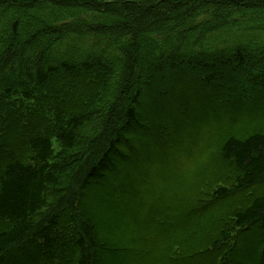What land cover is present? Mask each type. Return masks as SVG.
<instances>
[{
	"label": "trees",
	"instance_id": "trees-1",
	"mask_svg": "<svg viewBox=\"0 0 264 264\" xmlns=\"http://www.w3.org/2000/svg\"><path fill=\"white\" fill-rule=\"evenodd\" d=\"M0 5V264L18 253L31 264H264V191L253 193L264 186V100L244 127L200 104L209 91L221 105L242 101L220 72L264 90V0ZM143 44L163 62L140 89ZM169 66L220 91L173 89L182 104L168 106L159 95ZM208 118L216 125L197 149L173 157L157 142L158 128L176 145ZM24 142L30 153L17 158L10 150ZM211 147L209 167L189 171Z\"/></svg>",
	"mask_w": 264,
	"mask_h": 264
},
{
	"label": "rangeland",
	"instance_id": "rangeland-1",
	"mask_svg": "<svg viewBox=\"0 0 264 264\" xmlns=\"http://www.w3.org/2000/svg\"><path fill=\"white\" fill-rule=\"evenodd\" d=\"M2 8V6L0 5V9ZM128 20H130L129 17H127ZM152 23V21H151ZM139 39V38H137ZM146 39V35H143L141 41ZM139 41V40H138ZM66 45L64 44V47ZM147 45H141L140 48L138 49L137 52V59L139 61L140 64V73L139 76L133 81V85L135 87H139L140 89H143L144 86V81L143 78L146 75H149L151 73V71H153L154 69L152 68L153 64H157V63H161L159 62V60L157 58L154 57H144V51L147 48ZM256 47L260 48V45L257 44ZM61 49V48H60ZM64 53H66L67 57L70 56V58H77L81 56L80 54L77 55H73L70 53V47L69 45L66 46V49L64 48ZM111 50V49H110ZM61 54V52L59 50L53 49L51 51H48L45 56L46 59L48 61V63L50 64H54L55 60L57 59V57H59L58 55ZM193 51H189L188 56L193 55ZM28 56H30V52L29 50H24L20 53V59L21 61H23V63H27L28 61ZM64 56V55H63ZM108 60L110 61H114L115 57L111 54L108 55L107 57ZM169 59L175 60L177 63L179 64H183L185 57H174V56H170ZM166 60V61H169ZM168 63V62H166ZM165 63V64H166ZM184 71V70H182ZM161 77L163 79H165V84L166 86H169V89H163L162 92L159 95V101L160 102H165L167 103L168 106H178L182 104V100L180 97H177L174 93H172L173 89H176V91L178 90L180 92V96H183V92H189V91H193L195 89H206V87H210L211 85H213L215 87V91H220V87L215 85L214 83H210V81H206L204 79H202L200 77L196 78L195 76H193L192 73H190V75L188 76H184L182 74H180V71H177L174 67L169 66L168 67V72L167 74H169V78H165L164 73H160ZM221 77L220 81L225 85L224 88L228 89L234 96L236 95L237 97H239V99H241V102L238 101H232V102H227L224 105L218 104L219 102L216 100V97L213 93V91H209V93L206 95V98H202L201 99V105L203 106H212V112L211 114H209V117H212L213 115H218L217 118H219L220 122H222V120L225 121V118H227L230 123H236L238 125H243V127L245 125L251 126L254 125L253 124V115H256L258 113L261 112V109L263 108V100H264V90L253 87V84L247 82L246 80H244L240 74L239 71H235L233 73L232 76H230L229 74H225V72H220ZM8 74L5 72L4 74L1 75V78L4 79ZM220 76V75H219ZM180 81L189 83L190 86L188 84H184L183 86L179 84ZM68 83V81L64 82ZM60 88H62L61 86H59ZM243 88V89H242ZM64 92H69L68 89H64ZM200 97V96H198ZM19 108H23L24 106H20ZM196 108V107H194ZM186 114V111L183 108H180L178 110V119H180V121H185L187 122V120L184 118ZM229 114H231V117H229ZM206 116V114L204 115ZM251 118V119H249ZM211 121L208 119L205 120V123L207 124V126H202L201 124H199V122H195V130L194 131H190L194 133V135H192L190 137V139L185 138L184 136H182V134L179 133V137L177 138L178 143L176 145H170L169 146V139L171 140H175L174 139V132H165V130H163L162 128H158L156 129V137H157V142L163 146L164 148H166L167 154L171 156L173 155L174 157V152H172V149L175 151H182L184 153H186L189 149H197L203 140H205V138L207 137V131H209V126L213 127L216 125L211 126ZM188 123V122H187ZM144 128L148 129V126L146 124L143 125ZM212 128V129H213ZM25 126H21L20 130L21 131H25ZM1 133V132H0ZM169 137V139H168ZM120 146V145H119ZM121 150L125 151L126 149L123 148L122 146H120ZM0 149H3V146L0 144ZM11 148H9L10 150ZM212 147L207 150L208 152H202V155L205 156L202 160L201 163L198 164L196 163L195 165L192 166V164L189 166L188 170L190 171H194L197 170L199 168H203L208 162H210V159L212 158L209 153L211 152ZM11 153H13L17 158H22L25 159V157L28 156V154L30 153L29 148L26 144V142H24L21 145H17L15 147H13V150H10ZM174 159V158H173ZM175 161V159H174ZM216 163V162H215ZM214 163V164H215ZM213 164V166H214ZM207 167L208 164L206 165ZM220 164H217L214 166V170L213 171H217L218 173H220L223 171L222 169L219 168ZM264 191V186H258L257 188H255L253 190V193H259ZM14 255H10L8 256L7 259V264H17V262H20L18 264H31L29 263V258L27 257V255L22 254V253H18V255H16L15 257H13ZM15 259L17 260L16 262H12V260ZM40 261V260H39ZM38 261V263H39ZM4 262H2V264H6ZM33 264H38L36 261L32 262ZM42 264H46L45 262H40Z\"/></svg>",
	"mask_w": 264,
	"mask_h": 264
}]
</instances>
